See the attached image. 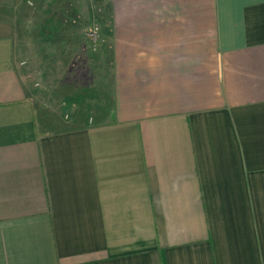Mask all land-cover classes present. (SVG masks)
Wrapping results in <instances>:
<instances>
[{
  "label": "crops",
  "instance_id": "obj_1",
  "mask_svg": "<svg viewBox=\"0 0 264 264\" xmlns=\"http://www.w3.org/2000/svg\"><path fill=\"white\" fill-rule=\"evenodd\" d=\"M127 1L67 79L0 0V264H264V0Z\"/></svg>",
  "mask_w": 264,
  "mask_h": 264
},
{
  "label": "rangeland",
  "instance_id": "obj_2",
  "mask_svg": "<svg viewBox=\"0 0 264 264\" xmlns=\"http://www.w3.org/2000/svg\"><path fill=\"white\" fill-rule=\"evenodd\" d=\"M17 1L23 4L24 9H22L24 14L19 15V18H23V22L26 23L23 26L24 36H20L23 42H18L17 49L19 50L20 43V46H23L22 61L29 72V77L33 75L34 78L54 60L56 54L53 52L62 51L56 64L71 68L70 70L61 68V73L68 72V79L72 76L73 68L80 71L85 64L83 55H86V51L110 50L112 18L123 16L129 7L127 0ZM17 15L16 11V17ZM17 33L21 34L19 25ZM64 53L67 54L65 62ZM53 75L52 73L51 80L54 79ZM44 93L45 96L49 95L46 89Z\"/></svg>",
  "mask_w": 264,
  "mask_h": 264
}]
</instances>
